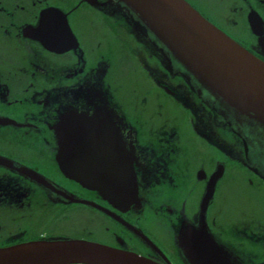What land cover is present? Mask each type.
I'll use <instances>...</instances> for the list:
<instances>
[{
    "label": "flooded vegetation",
    "instance_id": "af4514ba",
    "mask_svg": "<svg viewBox=\"0 0 264 264\" xmlns=\"http://www.w3.org/2000/svg\"><path fill=\"white\" fill-rule=\"evenodd\" d=\"M186 1L264 62V0ZM57 131L66 169L97 186L63 170ZM191 232L207 264H264V126L121 0H0V248L82 239L192 264Z\"/></svg>",
    "mask_w": 264,
    "mask_h": 264
},
{
    "label": "water",
    "instance_id": "95a60500",
    "mask_svg": "<svg viewBox=\"0 0 264 264\" xmlns=\"http://www.w3.org/2000/svg\"><path fill=\"white\" fill-rule=\"evenodd\" d=\"M121 1L138 15L141 22L168 48L185 70L196 77L212 94L264 126L262 60L206 20L185 0ZM56 133L62 159L66 150L65 135L62 131ZM64 161L61 160L63 170L70 172L69 174L80 183L88 187H91L89 184L97 186L100 183L95 178L82 177L78 170L72 172L66 169L68 164ZM211 182L202 202V218L213 192L214 186ZM181 237L180 244L184 247L189 261L198 264L202 260L207 264V251L201 248L200 252L196 248L198 242L202 246L206 243V236H202L201 241L196 239L198 233H182ZM0 264L158 263L134 252L102 243L82 239H54L0 248Z\"/></svg>",
    "mask_w": 264,
    "mask_h": 264
},
{
    "label": "rangeland",
    "instance_id": "374dc122",
    "mask_svg": "<svg viewBox=\"0 0 264 264\" xmlns=\"http://www.w3.org/2000/svg\"><path fill=\"white\" fill-rule=\"evenodd\" d=\"M90 33L91 34H95V35H98V32H97V30L96 29H94V28H90ZM144 92V90L143 89H140V90H137L136 91V95L137 96H139L141 93H143ZM119 94H120V98L129 106V107H131V104H132V101L133 100H129L128 99V97L130 96L129 94H130V92H126V91H124V89L123 88H121L120 90H119ZM131 94H133V93H131ZM150 94H152V93H150ZM135 95V94H134ZM170 112V111H169ZM173 113H175V111L173 110ZM252 209H255V208H252V207H250V209L249 210H252Z\"/></svg>",
    "mask_w": 264,
    "mask_h": 264
},
{
    "label": "snow or ice",
    "instance_id": "6c2138e0",
    "mask_svg": "<svg viewBox=\"0 0 264 264\" xmlns=\"http://www.w3.org/2000/svg\"><path fill=\"white\" fill-rule=\"evenodd\" d=\"M41 29H48L49 27H51L53 30L58 28V21H56L54 18L51 21L48 20H44L41 21L40 24ZM193 243H195V236L193 235Z\"/></svg>",
    "mask_w": 264,
    "mask_h": 264
}]
</instances>
